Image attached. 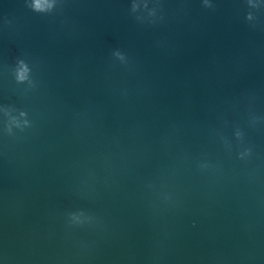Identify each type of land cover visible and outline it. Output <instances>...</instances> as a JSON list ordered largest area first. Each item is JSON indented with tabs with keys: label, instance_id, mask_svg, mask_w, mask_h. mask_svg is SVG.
Returning <instances> with one entry per match:
<instances>
[{
	"label": "water",
	"instance_id": "water-1",
	"mask_svg": "<svg viewBox=\"0 0 264 264\" xmlns=\"http://www.w3.org/2000/svg\"><path fill=\"white\" fill-rule=\"evenodd\" d=\"M31 3L0 0V264H264V0Z\"/></svg>",
	"mask_w": 264,
	"mask_h": 264
},
{
	"label": "clouds",
	"instance_id": "clouds-1",
	"mask_svg": "<svg viewBox=\"0 0 264 264\" xmlns=\"http://www.w3.org/2000/svg\"><path fill=\"white\" fill-rule=\"evenodd\" d=\"M205 4H206V6L210 7V5H208V3H207V0H205ZM29 6L32 8V10H34L35 12H38V13L50 12L55 7V0H32V3ZM120 57H121V59H123L122 56H120ZM29 73H30V69H29L28 65L22 60L19 61L17 73H16V78H17L18 82H25L26 80H28L29 79ZM21 115L25 116V113L21 112ZM27 124H28V121L25 120L24 125L27 126ZM12 125H15L17 127L21 126L18 121H15L14 124H9V126L7 128V131L9 133H11ZM73 219L78 220V218L76 216H73Z\"/></svg>",
	"mask_w": 264,
	"mask_h": 264
}]
</instances>
